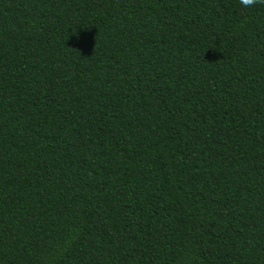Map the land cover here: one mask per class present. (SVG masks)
Listing matches in <instances>:
<instances>
[{"label":"trees","instance_id":"16d2710c","mask_svg":"<svg viewBox=\"0 0 264 264\" xmlns=\"http://www.w3.org/2000/svg\"><path fill=\"white\" fill-rule=\"evenodd\" d=\"M0 264H264V5L0 0Z\"/></svg>","mask_w":264,"mask_h":264},{"label":"clouds","instance_id":"9594fccd","mask_svg":"<svg viewBox=\"0 0 264 264\" xmlns=\"http://www.w3.org/2000/svg\"><path fill=\"white\" fill-rule=\"evenodd\" d=\"M241 6L245 9H251L258 5H264V0H239Z\"/></svg>","mask_w":264,"mask_h":264}]
</instances>
